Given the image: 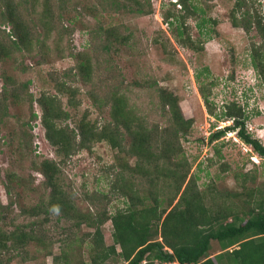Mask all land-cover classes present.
<instances>
[{
  "label": "rangeland",
  "instance_id": "obj_1",
  "mask_svg": "<svg viewBox=\"0 0 264 264\" xmlns=\"http://www.w3.org/2000/svg\"><path fill=\"white\" fill-rule=\"evenodd\" d=\"M115 1L119 4L117 10L111 8L108 0H34L31 9L25 4L37 33L43 35L37 21L40 17L49 22L50 30L42 46L31 45L29 51H17L0 59V90L9 88L2 80L5 76L28 80L32 101L29 108L26 100L7 97L0 107V228L6 232L13 230L19 234L38 228L31 223L30 209L44 199L46 190L41 184L42 175L32 165L41 158L56 161L59 158L44 138L41 110L33 99L40 93L55 96L67 114L61 125L75 129L83 117L99 126L107 119L103 94L97 91L105 63L122 78L120 91L131 112L148 126L162 127L168 122L166 108L160 109L154 86H161L175 96L182 116L192 120L179 139L182 154L197 188L210 189L204 201L215 213L229 215L228 221L234 212L240 216L247 210L251 190L264 188V157L257 156L233 131L208 139L215 128L230 123L223 116V104L233 101L243 109L246 132L264 145V84L250 64L248 51V38L257 41L258 35L254 29L245 33L229 23L234 0L190 1L195 12L185 20V34L196 49L177 43L181 28L178 21L172 17L168 24L162 21L161 14L169 8L171 0H137L138 4L131 0ZM23 3L20 1L21 7ZM247 5L264 16V0H248ZM137 7L150 11L136 13ZM45 8L47 15L43 12ZM0 29L6 33L9 25L0 24ZM108 29L125 35L126 41L114 43L104 32ZM105 42L110 46L107 52L101 48ZM86 59L92 67L91 82L82 80L74 69L66 70ZM23 66L28 69L22 71ZM64 71L67 73L63 74ZM195 73L203 82L214 81L208 95L212 115L206 112L197 92ZM60 82L63 86L57 85ZM67 86L74 90L71 99L56 89ZM30 109L36 117L18 128L20 122L30 119ZM127 141L123 136L122 144L126 145ZM132 162V157L112 149L106 141H93L89 150L76 149L60 164L63 188L80 214L91 211L84 199L86 192L97 191L108 196L112 174L122 170L123 164ZM124 206V197H112L105 210L110 215ZM57 217L56 213H50L48 221L41 225L40 242L16 244L3 252L0 248V264H87L89 243L81 238L90 228L84 224L74 227L71 221ZM101 232L104 243L111 244L109 220L101 225ZM116 250L119 251L117 246ZM217 252L219 245L211 240L208 253L211 256ZM103 264H124V261L113 255Z\"/></svg>",
  "mask_w": 264,
  "mask_h": 264
},
{
  "label": "trees",
  "instance_id": "obj_2",
  "mask_svg": "<svg viewBox=\"0 0 264 264\" xmlns=\"http://www.w3.org/2000/svg\"><path fill=\"white\" fill-rule=\"evenodd\" d=\"M20 1L24 2L22 7ZM33 1L0 0V24L9 25L6 33L0 29V59L17 51H29L32 49L31 45L42 46L50 30L49 22L41 17L37 18L43 31L40 36L29 20L28 14ZM131 1L138 4L137 0ZM190 1L171 2L169 8L161 14V18L166 24L171 17L178 21L181 28L176 38L177 43L196 49L185 34V20L195 12L189 4ZM108 3L113 10L119 7L115 0H108ZM247 3L248 0H234L228 19L232 26L241 28L245 33L251 29L256 31L257 41L248 38L249 58L251 66L264 84V16ZM25 4L29 5L30 9L25 7ZM176 4L179 10L173 11ZM47 9L43 10L46 13L44 15H47ZM134 11L146 14L150 10L137 7ZM112 31L108 29L104 32L114 43L126 41L125 35ZM101 48L103 52L110 50L109 42L103 43ZM110 67L109 63L102 67L97 86V91L103 94L102 100L107 106V119L99 126H96L95 122L89 123L83 117L79 119L75 129L66 124L61 125V120L67 114L55 96L40 93L33 99L41 110L40 123L44 129V138L59 158L57 161L41 158L33 162L32 167L42 175L41 184L46 190L44 199L30 209V216L33 217L31 223L38 228H29L19 234L0 228L1 252L9 246L15 247L16 244L40 242L41 225L48 221L50 213H56L57 219L69 220L74 227L84 224L90 228L81 238V241L86 239L89 243L87 264H103L106 258L113 255L124 261V264H264V188L251 190L247 210L242 211L240 216L234 212L230 214L232 218L228 221L229 215L215 213L211 205L204 201L210 189L197 188L195 177L189 173L190 166L182 154L179 139L187 131L192 120L182 116L175 96L161 86H154L160 109L166 108L168 122L162 127L148 126L127 106L120 91L122 78L119 79L117 73L114 74L115 70ZM91 68L86 59L85 62L76 63L66 70L74 69L82 80L91 82ZM27 69V66L21 67L22 71ZM2 80L9 84V88L3 87L0 90V107L7 97L24 99L29 108L31 107V94L27 90L28 80L18 81L10 76H5ZM195 80L205 110L212 115V102L208 95L214 81L203 82L198 73H195ZM57 85L63 86V82ZM56 89L67 93L70 99L74 91L71 86ZM91 99L95 101V97L91 96ZM68 102L75 105L71 100ZM223 116L230 120V123L215 128L209 133L208 139L214 140L225 132L233 131L257 156L264 157V145L251 137L244 128L243 109L233 101L226 102L223 104ZM35 117L36 114L30 109V119L20 122L18 128L22 124L28 125ZM20 136L22 140V135ZM123 136L128 138L126 145L122 144ZM98 140L106 141L112 149L132 157L133 162L131 165L123 164L121 172L112 174L108 196L97 191L86 192L84 199L92 209L80 214L75 208L74 200L63 188L60 164L74 150H89L91 142ZM123 171L126 173L123 174ZM5 187L8 192V185L5 184ZM120 196L124 197L125 206L116 208L108 215L105 210L106 203L112 197ZM41 213L43 215L40 218L38 216ZM106 220L111 223L112 243L109 245L104 243L101 232V225ZM211 240L218 243L219 252L210 256L208 250ZM230 246L233 247L228 250Z\"/></svg>",
  "mask_w": 264,
  "mask_h": 264
},
{
  "label": "built area",
  "instance_id": "obj_3",
  "mask_svg": "<svg viewBox=\"0 0 264 264\" xmlns=\"http://www.w3.org/2000/svg\"><path fill=\"white\" fill-rule=\"evenodd\" d=\"M172 2H175L176 0H171ZM177 5V4H176ZM178 6V5H177Z\"/></svg>",
  "mask_w": 264,
  "mask_h": 264
}]
</instances>
